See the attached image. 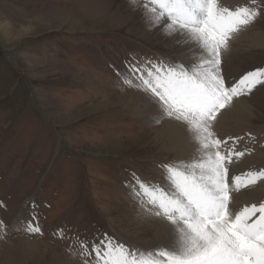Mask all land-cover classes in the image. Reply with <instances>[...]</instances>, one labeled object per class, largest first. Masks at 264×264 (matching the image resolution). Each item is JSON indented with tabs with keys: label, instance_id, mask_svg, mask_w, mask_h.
Segmentation results:
<instances>
[{
	"label": "rangeland",
	"instance_id": "rangeland-1",
	"mask_svg": "<svg viewBox=\"0 0 264 264\" xmlns=\"http://www.w3.org/2000/svg\"><path fill=\"white\" fill-rule=\"evenodd\" d=\"M143 3L0 0V221L6 226L0 264H83L77 233L88 240L106 234L141 249L160 246L149 230L129 226L134 211L127 200L139 203L125 182L133 171L161 179V166L175 160L154 139L159 125L124 110L131 88L121 86L116 70L132 53L176 63L191 53L149 27ZM251 27L264 29V14ZM245 40L232 41L222 55L227 83L264 67V48L251 49ZM246 98L264 126V86ZM118 188L128 198L116 196ZM30 201L43 235L13 227L21 210L24 220L31 218ZM58 229L69 238H59ZM94 256L88 257L93 264Z\"/></svg>",
	"mask_w": 264,
	"mask_h": 264
},
{
	"label": "snow or ice",
	"instance_id": "snow-or-ice-1",
	"mask_svg": "<svg viewBox=\"0 0 264 264\" xmlns=\"http://www.w3.org/2000/svg\"><path fill=\"white\" fill-rule=\"evenodd\" d=\"M129 3L135 6L137 0ZM141 7L150 28L160 27L185 45L190 63L134 56L116 74L121 86L146 93L158 104L153 124L168 118L184 126L191 152L187 159L161 166L167 187L136 171L125 182L140 205L139 222L154 224L160 246L141 249L106 234L88 240L77 233L74 242L83 264H93L92 253L94 264H264V197L236 207L238 195L264 182V166L238 170L252 150L235 147L243 137L221 138L216 132L234 101L264 86V67L231 84L222 71V55L264 14V0L235 8L221 0H144ZM29 203L31 218L22 221L23 230L43 235L37 206ZM5 228L0 221V230ZM55 234L69 238L65 229Z\"/></svg>",
	"mask_w": 264,
	"mask_h": 264
},
{
	"label": "bare ground",
	"instance_id": "bare-ground-1",
	"mask_svg": "<svg viewBox=\"0 0 264 264\" xmlns=\"http://www.w3.org/2000/svg\"><path fill=\"white\" fill-rule=\"evenodd\" d=\"M232 1L233 0H221V3L223 4V6L229 8H235L237 6H242L248 3V0H241L242 3L237 2L236 4H233ZM263 30L264 29L259 30L258 32H254L252 30V27L250 26L247 30L241 32L238 35L237 39L234 41L246 39L245 41H248L250 43L248 47H250L251 49L264 48ZM181 47L183 50L186 49L184 48L185 45L183 43ZM134 54L135 53H132L130 57H140ZM145 56L146 55H143L142 57ZM181 57L182 54H180L179 57L180 63H190V55H185L183 58ZM146 58H149V56H146ZM129 91L130 92H128L126 98L122 100L124 110L129 112L132 118L145 120L152 127L159 125V127L156 126L157 128L152 130V132L155 134L154 139L156 140L157 145L161 146L163 151L172 154L175 161L187 159L191 152V145H189L188 143L184 126L179 121L170 120L168 118H163L159 124H153L152 121L158 118V104H156L155 100L146 93L137 91L135 89H129ZM255 109H257V107L253 101L249 100L248 98L242 99V97H240L238 100L234 101V106L231 107L230 110H225L226 115H224L223 120H221V122L216 127V132L221 138H227L229 136L243 137V139L240 140L239 143H237L235 146L238 150H243L245 148L252 150L250 155H246L244 157L249 158L250 160L243 159L245 163L249 164L246 168H244L245 170L252 166H264V126L258 125L259 123H257L256 120L260 119L257 118V112H255ZM249 133L251 134L250 136L248 135ZM253 137L255 139H252ZM231 143L232 142L229 141V144ZM239 169L243 170L241 166H239ZM139 174L143 176V178L148 177L149 180H152L154 178L152 181H156L161 185L167 187V182L164 180L163 175H160L161 179H158L156 178V176L158 175H146L141 171ZM255 187L256 188L251 191L247 190L246 195L237 196V208H240L246 204H250L253 201L259 202L260 198L264 197V182L259 183ZM116 192V196H118V193L119 195L122 193L124 196H126V193L121 192V189H119V191L116 190ZM127 201H129L130 205L132 204L131 206L134 211L132 214H129L127 216V219H130L133 223L129 226L135 227L139 230H149L150 232H152V235H154L155 240L161 244L160 239L157 237L154 224L152 222H145L143 224L139 222L140 216L138 214L141 212L140 205H136L130 199H128ZM23 216L24 210H21V212L16 215L13 225L14 228L21 227L23 229ZM1 235L4 234H2V231L0 230V236ZM88 235L89 234H86L87 237H90ZM73 240H75V238ZM40 245L42 244L40 243ZM77 257L81 260L84 259L82 256Z\"/></svg>",
	"mask_w": 264,
	"mask_h": 264
}]
</instances>
